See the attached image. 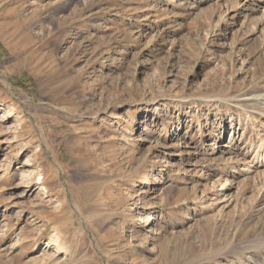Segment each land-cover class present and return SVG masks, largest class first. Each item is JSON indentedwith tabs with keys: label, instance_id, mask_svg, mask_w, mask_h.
<instances>
[{
	"label": "rangeland",
	"instance_id": "rangeland-1",
	"mask_svg": "<svg viewBox=\"0 0 264 264\" xmlns=\"http://www.w3.org/2000/svg\"><path fill=\"white\" fill-rule=\"evenodd\" d=\"M262 96L264 0H0V264H264Z\"/></svg>",
	"mask_w": 264,
	"mask_h": 264
},
{
	"label": "bare ground",
	"instance_id": "bare-ground-1",
	"mask_svg": "<svg viewBox=\"0 0 264 264\" xmlns=\"http://www.w3.org/2000/svg\"><path fill=\"white\" fill-rule=\"evenodd\" d=\"M4 82H5V81H4ZM258 96H259V95H258ZM255 97H256V96H255ZM255 97H250V98H248L247 100H250V101H251V100H254V101H255L256 99H259V100H261V101H264V97H263V96H262L263 98H255ZM242 100H243V99H242ZM259 100H256V101H259ZM259 102H260V101H259Z\"/></svg>",
	"mask_w": 264,
	"mask_h": 264
}]
</instances>
